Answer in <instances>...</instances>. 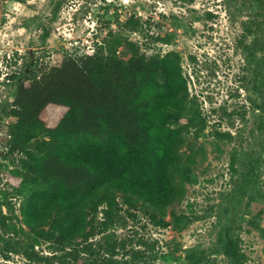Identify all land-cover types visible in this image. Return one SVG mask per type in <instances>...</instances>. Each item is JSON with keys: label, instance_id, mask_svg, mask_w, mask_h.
<instances>
[{"label": "rangeland", "instance_id": "rangeland-1", "mask_svg": "<svg viewBox=\"0 0 264 264\" xmlns=\"http://www.w3.org/2000/svg\"><path fill=\"white\" fill-rule=\"evenodd\" d=\"M110 31L150 55L177 51L206 126L184 133L171 202L116 189L126 220L111 230V241L126 246L106 255L110 264H237L225 253L230 237L245 264H264V0H0V261L105 260L95 244L70 256L72 247L59 248L28 224L43 201L64 192L36 195L24 180L26 166L6 156V139L8 124L18 120L9 114L20 80L12 75L22 72L27 55L54 64L94 49ZM119 55L131 57L127 42ZM144 95L159 115L163 86ZM158 133L165 139L162 128ZM152 170L140 166L137 178L148 181ZM89 219L87 230L103 216Z\"/></svg>", "mask_w": 264, "mask_h": 264}, {"label": "trees", "instance_id": "trees-1", "mask_svg": "<svg viewBox=\"0 0 264 264\" xmlns=\"http://www.w3.org/2000/svg\"><path fill=\"white\" fill-rule=\"evenodd\" d=\"M49 33L45 30L44 40ZM125 42L132 48L129 60L119 55ZM26 58L22 75H12L20 80L9 114L18 120L8 124L6 156L26 166L24 180L36 195L64 192L43 201L28 224L59 248L72 247L70 256L78 247L95 244L105 258L96 264H110L106 255L126 246L123 239L111 241V230L126 220L116 189L171 202L184 133L205 130L181 55L174 50L150 55L136 41L110 31L94 49L69 53L54 64L45 65L31 54ZM156 85L163 86L164 95L159 115L144 95ZM161 128L165 139L158 133ZM142 165L153 169L146 182L137 178ZM99 212L103 219L87 230L89 217ZM96 234L103 237L89 241ZM78 237L82 241L76 242ZM225 253L245 264L231 237Z\"/></svg>", "mask_w": 264, "mask_h": 264}]
</instances>
